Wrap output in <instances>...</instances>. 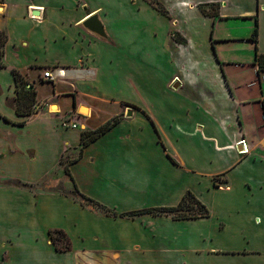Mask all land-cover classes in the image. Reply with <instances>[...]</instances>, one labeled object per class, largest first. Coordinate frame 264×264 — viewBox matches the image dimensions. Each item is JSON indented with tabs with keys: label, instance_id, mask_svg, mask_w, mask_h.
I'll list each match as a JSON object with an SVG mask.
<instances>
[{
	"label": "crops",
	"instance_id": "1",
	"mask_svg": "<svg viewBox=\"0 0 264 264\" xmlns=\"http://www.w3.org/2000/svg\"><path fill=\"white\" fill-rule=\"evenodd\" d=\"M188 1L196 6L186 14L198 17L199 25L190 26L193 18L178 21L188 49L173 53L184 55L185 65L171 57L164 64V36L154 45L148 29L154 15L144 0L0 1V30L6 34L0 68V264H66L48 234L69 230L89 239L97 232L96 219L51 190L59 182L67 187L75 181L81 197L114 207L133 205L135 193L164 175L171 182L162 188L171 192L164 207L176 206L190 191L209 215L161 221L155 242L163 255L146 254L141 264H264V145L256 143L248 114L250 104L260 107L251 113L256 122L263 119L256 124L263 130L264 71L258 73L254 58L256 51L264 55V0ZM212 3L215 13L203 14L200 6ZM93 18L107 40L83 26ZM156 19L167 22L158 14ZM244 21L248 32L241 34ZM193 31L205 33L210 56L193 51ZM154 62L162 63L163 74H180L181 66L196 78L180 74L179 89L171 93L166 81L144 78L142 65ZM210 66L213 78L205 72ZM46 70L54 81L42 79ZM12 71L20 75L19 84ZM18 90L35 93L28 115L16 113ZM123 106L137 110L133 119H120L76 162H62L69 149L80 151L82 132L122 114ZM232 118L237 125L225 124ZM194 123H201V135L191 132ZM45 181L48 186L36 188Z\"/></svg>",
	"mask_w": 264,
	"mask_h": 264
},
{
	"label": "rangeland",
	"instance_id": "2",
	"mask_svg": "<svg viewBox=\"0 0 264 264\" xmlns=\"http://www.w3.org/2000/svg\"><path fill=\"white\" fill-rule=\"evenodd\" d=\"M144 1L149 6L150 13L154 15L153 17H155L154 19L152 16L149 18L151 22L149 21L148 28L150 34L152 35L151 40L154 45H157V39H159L161 36H164L163 45H165L167 50L166 59L163 61L164 64H168L167 61L171 57L173 60L176 59L177 62H179V65H185L186 59L184 55L173 54L177 53V50H179L181 53H185V51L188 49V43L184 38L182 27L178 21H184L188 24V21L193 18L194 21L192 20L190 26H198L199 24L195 22L198 17L196 18L192 14H186V11H190L194 6H196V4L189 3L188 0ZM215 7V3L203 5V9L206 14L215 13ZM156 14L164 17L167 22L164 25L157 23ZM243 23L241 34L248 32L246 30V28H248V24L247 27H245L246 21ZM204 34H196L194 32V35L196 36L191 39V45L193 46V51H201L208 57L209 51L206 49L205 44H203L206 41V36ZM183 57L184 59H181ZM160 64L162 66V63L158 64L156 62L150 64L149 66L142 65V73L144 74V78L149 79L150 82L158 79L166 81L167 88L171 93L179 89H174L173 86L174 83H179L180 85V81L183 79V76L181 75H185L187 78H196L194 72H189V70H185L181 66L178 68L181 75L175 73L173 70V72L170 74H163V72L165 73L166 71L159 67ZM213 67L210 66L209 70L205 71L208 76H212L210 78L215 77ZM249 69L250 68H246V71ZM230 71L234 73L232 70ZM251 76L255 79V83H258L256 72H252ZM223 78L225 80V76H223ZM254 88L256 89V87ZM250 92L253 93L252 90H250ZM259 108L260 107L258 105L252 103L249 105L248 110V114H250L252 132H254L256 136L257 144L260 143V141L262 142V139L264 138V129L261 130L260 127L257 128V125L263 122V119L261 118V121L256 122L251 111L254 109L258 110ZM136 112L137 110L133 107H127L124 109L123 106V113L119 114L118 116L116 115L117 117H115L120 118L121 120H130L135 117ZM80 114L82 116L87 115L84 112H80ZM149 119H153L151 115H149ZM196 120L200 122L199 118ZM225 124L237 125L238 119L237 121L236 118H232V120L229 119L228 121L225 120ZM201 130V123H194V125L191 127V132L195 135H201ZM69 150L70 151L67 154L62 155V162L64 164H69V161H71L79 153V148ZM159 179L160 180L158 183H156L154 180L150 181L148 186H146L142 192L135 193L134 199L136 202H134L133 205L122 206L116 204L114 207L105 205L96 197L91 195L89 196L85 194L84 198L81 197L80 193L82 192H80L78 188L76 189L75 181L73 182L70 180L67 187L63 182H59L57 185H54V187L51 188L53 192H69V204L76 205L79 214L82 211L84 214H86V216L93 217V219H96L99 222V225L95 228L97 231L96 233H90L89 239H86L82 235L75 236L69 230H60L61 233L59 234L52 231L51 234H48V238L50 240L49 244L52 246V250L57 253H62L64 255V259H66V264H141L140 260L142 256H146V254L152 255L154 257L157 255H163V253L159 250L161 244L158 245V243L155 242V237L157 236L158 224L160 225L161 221H170V217L152 215L135 217L121 216V214L139 209L167 206L163 204L169 203L171 200L170 198L168 199L167 195L170 190L165 192V190L162 188L168 189L171 187V182L166 179V175L159 177ZM48 184L49 183L45 181L42 183V185H38L36 188H44L43 186H48ZM61 188L63 190H61ZM161 191H164V195ZM77 217L81 218L82 216L77 215ZM108 220L114 221L115 226L112 228L108 226L107 228L104 223ZM100 229L104 233L103 235L98 233ZM151 241L154 242L151 243ZM164 242L165 241L163 239L162 243L164 244ZM95 243H100V245Z\"/></svg>",
	"mask_w": 264,
	"mask_h": 264
},
{
	"label": "trees",
	"instance_id": "3",
	"mask_svg": "<svg viewBox=\"0 0 264 264\" xmlns=\"http://www.w3.org/2000/svg\"><path fill=\"white\" fill-rule=\"evenodd\" d=\"M200 10L203 14L205 13L203 6H200ZM258 34V24L257 19H255V25L253 32L251 34V41L256 42ZM6 42V34L4 31L0 30V68L4 67L2 63L3 55V46ZM254 64L258 67V73L264 71V55L259 54L257 51L255 53ZM16 84L20 82V75L17 72L12 71ZM35 101L34 92H25L22 93L21 90L17 91V104H16V113L19 116L28 115L31 110V106ZM120 122V118H112L94 131L82 132L80 137V151L76 157L69 161V165L76 162L82 157L83 149L86 148L91 143L95 142L102 135L107 133L110 129L115 127ZM65 171H67V165L65 166ZM69 174V173H68ZM6 184L15 185V186H26L18 183L17 181H7ZM63 195L68 196L70 193L61 191ZM123 216H141V215H152V216H167L174 221L179 220H191L198 218L208 217L209 212L207 208L190 192L187 191L180 202L176 206L172 207H158V208H145L130 213L122 214ZM121 215V216H122ZM58 234L61 232H57Z\"/></svg>",
	"mask_w": 264,
	"mask_h": 264
},
{
	"label": "water",
	"instance_id": "4",
	"mask_svg": "<svg viewBox=\"0 0 264 264\" xmlns=\"http://www.w3.org/2000/svg\"><path fill=\"white\" fill-rule=\"evenodd\" d=\"M83 26L88 31H90L91 33L96 34L98 36H101L105 40L108 39L107 36H106V33L104 31V27H103V25L101 24V22L98 19H96V18L90 19L89 21H87L86 23H84ZM178 87H179L178 83H176L173 86L174 89H177Z\"/></svg>",
	"mask_w": 264,
	"mask_h": 264
},
{
	"label": "built area",
	"instance_id": "5",
	"mask_svg": "<svg viewBox=\"0 0 264 264\" xmlns=\"http://www.w3.org/2000/svg\"><path fill=\"white\" fill-rule=\"evenodd\" d=\"M42 79L47 80V81H49V82L54 81L53 72H52L51 70H46V71L44 72V74L42 75ZM73 127L76 128L75 125H74ZM262 143H263V145H264V138L262 139ZM237 144H241L243 147L245 146L244 141H240V142H238ZM245 151H246V150H245Z\"/></svg>",
	"mask_w": 264,
	"mask_h": 264
},
{
	"label": "bare ground",
	"instance_id": "6",
	"mask_svg": "<svg viewBox=\"0 0 264 264\" xmlns=\"http://www.w3.org/2000/svg\"><path fill=\"white\" fill-rule=\"evenodd\" d=\"M2 12H3V6H0V13H2ZM82 111L88 113V110L87 109H83ZM246 151H247V149H246Z\"/></svg>",
	"mask_w": 264,
	"mask_h": 264
}]
</instances>
